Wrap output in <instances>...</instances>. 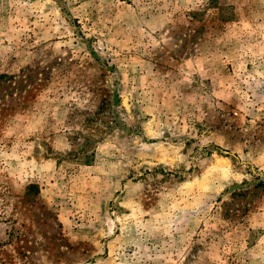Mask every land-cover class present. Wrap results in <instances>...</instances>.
<instances>
[{"label": "rangeland", "instance_id": "rangeland-1", "mask_svg": "<svg viewBox=\"0 0 264 264\" xmlns=\"http://www.w3.org/2000/svg\"><path fill=\"white\" fill-rule=\"evenodd\" d=\"M264 0H0V264H264Z\"/></svg>", "mask_w": 264, "mask_h": 264}, {"label": "trees", "instance_id": "trees-1", "mask_svg": "<svg viewBox=\"0 0 264 264\" xmlns=\"http://www.w3.org/2000/svg\"><path fill=\"white\" fill-rule=\"evenodd\" d=\"M257 185H264V183H258Z\"/></svg>", "mask_w": 264, "mask_h": 264}]
</instances>
